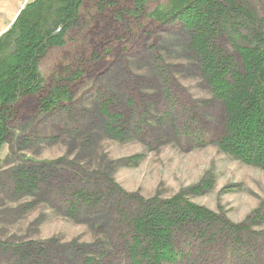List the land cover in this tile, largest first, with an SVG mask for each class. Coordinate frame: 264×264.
<instances>
[{"label": "trees", "instance_id": "16d2710c", "mask_svg": "<svg viewBox=\"0 0 264 264\" xmlns=\"http://www.w3.org/2000/svg\"><path fill=\"white\" fill-rule=\"evenodd\" d=\"M87 24L97 32L75 40L82 51L75 47L72 64L50 82L42 62ZM175 44L211 99L195 100L178 84L163 56ZM102 64L97 79L89 78ZM138 65L149 76L135 74ZM35 108L30 119L42 131L78 136L99 128L149 145L146 134L185 149L215 144L264 171V0H29L0 35V148L13 120ZM28 134L42 137L36 125ZM60 162L24 159L12 170L17 192L35 191L104 238L29 245L20 264H264V201L236 223L188 198L209 187L208 179L171 198L145 199L106 174Z\"/></svg>", "mask_w": 264, "mask_h": 264}, {"label": "rangeland", "instance_id": "374dc122", "mask_svg": "<svg viewBox=\"0 0 264 264\" xmlns=\"http://www.w3.org/2000/svg\"><path fill=\"white\" fill-rule=\"evenodd\" d=\"M28 1L0 0V35L16 20ZM88 25L70 39L66 47L51 51L42 62L41 70L50 82L72 61L75 47L82 51L80 42L75 40L87 37L89 40L97 32L98 28L94 32L95 27ZM162 37L170 36L163 34ZM163 56L188 95L195 100L211 99L200 73L191 70L195 68L192 59L182 56L179 44L168 46L163 50ZM114 59L112 57L108 62L117 63ZM103 67L105 64L96 67L89 78L97 79L95 74ZM132 70L137 75L149 76L143 65L132 67ZM85 106L94 109L92 100ZM36 113L35 108L17 116L12 122L9 138L0 148V264H20V250L29 245H44L55 239L62 245L92 244L104 238V233L90 222L72 220L47 199L38 198L35 191L17 192L12 170L24 159L39 165L61 161L59 164L64 169L68 167L75 171L81 167L88 173L106 174L126 192L145 199L171 198L208 179L209 187L200 193L189 194L188 198L214 212H224L236 223L245 221L264 201V171L229 156L215 144L185 149L166 136L149 137L146 134L144 139L149 145L136 137L112 138L99 128L78 136L73 131L51 133L42 131L43 123H34L30 119ZM33 125L42 134L36 140L34 135L28 134ZM133 157L138 158L136 163H128ZM65 163H71L72 167ZM259 229L264 230V225Z\"/></svg>", "mask_w": 264, "mask_h": 264}]
</instances>
